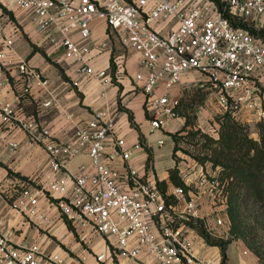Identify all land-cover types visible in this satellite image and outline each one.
<instances>
[{"label":"built area","instance_id":"2783aa9c","mask_svg":"<svg viewBox=\"0 0 264 264\" xmlns=\"http://www.w3.org/2000/svg\"><path fill=\"white\" fill-rule=\"evenodd\" d=\"M220 2L223 9L216 0H0V10L18 6L31 12L43 32V45L62 50L75 61L78 73L101 83L112 81V66L93 69L106 43H92L90 38L92 21L104 19L125 49L138 54L134 85L145 94L151 130L182 138L190 134L189 126L177 131L171 127L179 119L184 84L194 83L216 98L219 113L208 136L217 140L226 114L246 124L264 121V39L234 26L224 14L244 20L264 17V0ZM74 31L79 41L72 37ZM0 38L1 91L17 79L8 70L15 63L14 38L1 31ZM113 61L118 67V58ZM18 68L24 84L17 89L24 91L12 101L0 99V120L10 121L29 143L42 146L50 170L45 178L35 174L0 182V199L14 211V220L23 217L30 226L48 231L60 221L85 242L101 237L102 247L92 254L97 264H222V255L204 251L208 243L199 231L203 227L216 240L231 237L232 178L210 153L190 154L182 140L175 150L172 136L173 168L183 181L175 185L159 180L149 160L141 170L135 167L133 146L116 112L96 111L89 120L73 122L68 140L58 139L36 115L20 107L29 77L37 78L39 85L47 81L25 60ZM197 142L207 143L205 138ZM9 144L15 152L21 148L20 141ZM83 154L90 162L70 171L68 162ZM159 182L166 183L165 189ZM19 231L21 224L10 223L0 213V264H88L89 253L50 250Z\"/></svg>","mask_w":264,"mask_h":264},{"label":"crops","instance_id":"0c3cea01","mask_svg":"<svg viewBox=\"0 0 264 264\" xmlns=\"http://www.w3.org/2000/svg\"><path fill=\"white\" fill-rule=\"evenodd\" d=\"M248 18L253 22L254 27L264 28V17L254 15ZM173 25L174 22H171L170 26ZM0 31L2 36H13L14 38L15 54L12 59L15 63L8 70L13 78L17 79L13 85H7L0 91L1 100L12 101L17 98V93L24 91V89L17 88H21L24 84L19 80L21 73L18 63L20 60H25L41 72L42 78L47 81V84L39 85L37 78L27 77L28 92L24 93L20 99V107L24 113L36 115L43 125L52 129L58 139L68 140L72 134L73 122L89 120L99 110L106 109L112 113L116 112L118 124L129 145L133 146L134 154L131 161L135 167L141 170L144 162L148 161L150 153L152 155L150 162L154 165V172L158 179L166 183L172 182L170 180V169L174 164L172 133L163 130L165 133L168 132L166 134L171 137L172 142L166 154L158 156L156 150L165 144V139L162 138L163 145L158 143L161 139L155 143L149 141L153 131L144 108L145 94L134 85V75L138 68V54H133L125 49L117 36L111 34L104 19L96 18L92 21L90 41L106 43V51L95 57L92 62L94 70L104 69L110 65L112 57L118 58L117 79L106 83H101L92 75L78 73L75 70L76 63L72 58L66 57L60 49L55 50L43 45V32L39 29L36 18L31 12L18 6L1 9ZM72 37L77 41L80 40L77 31L72 33ZM49 99L53 100L52 105L45 104ZM175 126L174 122L171 127L172 131ZM140 135L148 150L141 144ZM12 140L21 142V148L16 152L10 147L9 143ZM48 159L47 151L40 145L29 143L25 138L24 131L11 124L10 121L1 122L0 120V182L7 181L13 176L29 177L35 174L45 178L50 170ZM83 162L89 163L90 157L85 154L79 155L68 162L67 168L75 172L79 164ZM13 212L8 203L0 199V213L6 215L10 223L21 224L23 232L19 231L18 235L27 236L28 240H40L50 250L53 249L57 252H61L63 249L53 245L55 242L73 243L69 247L70 250L73 249L75 253H83V251L76 252L77 248L79 250V244L78 241L73 242L75 233L70 231L64 223L59 221L51 231H48L35 224L30 226L23 217L14 220ZM204 251L208 255L221 256L219 246L207 244ZM227 252L230 264H259V257L253 251L249 250L244 254V249L240 248V252L235 253L230 245ZM92 257L87 254V263L97 264L95 258ZM125 264L134 263L125 262Z\"/></svg>","mask_w":264,"mask_h":264},{"label":"trees","instance_id":"16d2710c","mask_svg":"<svg viewBox=\"0 0 264 264\" xmlns=\"http://www.w3.org/2000/svg\"><path fill=\"white\" fill-rule=\"evenodd\" d=\"M221 9L223 4L216 0ZM225 16L230 19L234 26L247 28L255 36L264 39V28H256L253 22L230 15L227 11ZM59 66V65H58ZM113 79H117V67L111 59ZM60 68V67H59ZM63 73L62 69L60 68ZM132 118V115H131ZM259 139H254L249 134L248 124L236 120L230 114L224 116L219 138L213 140L208 135H203L206 144L216 142L217 146L212 147L211 159L224 167V174L232 178L230 187V199L228 214L231 221V237L227 240H216L211 238L203 227L199 228L200 234L212 246H219L222 255V264H226L228 256V246L238 239H242L257 256H262V251L258 245V238H255L253 229L257 225L250 223L255 217H260L264 222V121L257 123ZM175 139V150L178 149L180 136L172 134ZM140 142L146 150L148 147L143 143L140 135ZM204 144V145H206ZM206 147V146H205ZM149 161L152 155L149 153ZM170 180L175 185H183V181L178 176L177 170L170 169ZM163 189L165 182H159ZM255 221V220H254Z\"/></svg>","mask_w":264,"mask_h":264},{"label":"rangeland","instance_id":"374dc122","mask_svg":"<svg viewBox=\"0 0 264 264\" xmlns=\"http://www.w3.org/2000/svg\"><path fill=\"white\" fill-rule=\"evenodd\" d=\"M120 44V42H119ZM121 46V44H120ZM199 78V75L196 76V79ZM179 111V119H175V129H184L186 126L192 128L190 134L187 137L180 138L179 140L183 141L184 148L188 151V153H196L197 155L205 156L206 153H210L212 157V147H216V142H210V144L202 145L199 144L198 140H203L205 137L203 135H208V133H213L215 129V120L218 117L219 106L216 101V98L212 93L208 90H203L199 88L194 83H185L183 88V96L181 99V105L178 108ZM173 122V123H174ZM172 123V124H173ZM256 121H252L247 123L249 127V134L254 139H259V132L257 128ZM168 133V132H166ZM163 130L156 129L149 137V141L151 143L157 142L159 139H165V144L156 150V154L161 156L162 154H166L169 146L171 145L172 139L166 134ZM213 139V138H212ZM206 146V147H205ZM255 220V221H254ZM257 221V225L253 229L255 234V238H258V245L262 251V256L259 257L258 263L264 264V222H261L260 217H255L250 220V223L254 225V222ZM68 228V227H67ZM69 229V228H68ZM54 238L53 236H51ZM56 240V238H54ZM78 241L77 251H83L89 253L91 256L100 249L103 245L101 237L99 239H88V242L82 241L78 235L75 234L73 238V242ZM73 244V243H72ZM69 243H62L60 241L55 242L53 245L59 246V248L65 249L67 251L70 250ZM232 249L235 253L240 252V248L244 249V254L249 252V248L247 244L242 240H234L231 244ZM229 245V246H230ZM251 251V250H250ZM78 253V252H77ZM228 255V252H227ZM93 258V257H92ZM229 255L226 264L229 263Z\"/></svg>","mask_w":264,"mask_h":264}]
</instances>
